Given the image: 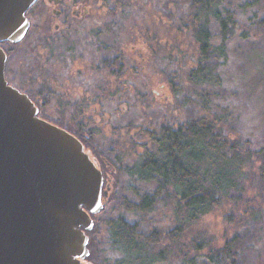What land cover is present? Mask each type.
<instances>
[{
    "label": "rangeland",
    "instance_id": "374dc122",
    "mask_svg": "<svg viewBox=\"0 0 264 264\" xmlns=\"http://www.w3.org/2000/svg\"><path fill=\"white\" fill-rule=\"evenodd\" d=\"M76 1L85 5L84 17L64 20L42 0L33 10L30 32L64 36H28L21 42L23 37L9 53L8 67L46 92L43 111L50 119L83 125L82 134L104 158L99 160L106 175L103 206L92 217L100 259L118 257L104 220L123 213V199L134 200L135 191L154 189L132 174L149 145L147 129L207 113L219 116L244 146L257 151L255 162L246 170L241 200L214 209L185 230L162 264H210L209 249L228 240L233 264H264V0L222 1L235 13L238 27L226 57L215 66L219 83L204 86L187 80L194 41L176 27L188 0ZM208 29L217 42L218 27L211 23ZM125 216L140 232L158 230L159 248L170 244L172 212L162 205L151 215ZM200 242L196 252L192 247Z\"/></svg>",
    "mask_w": 264,
    "mask_h": 264
},
{
    "label": "trees",
    "instance_id": "16d2710c",
    "mask_svg": "<svg viewBox=\"0 0 264 264\" xmlns=\"http://www.w3.org/2000/svg\"><path fill=\"white\" fill-rule=\"evenodd\" d=\"M222 1L188 0L185 13L176 24L178 31L190 34L194 41L195 58L186 72L190 84L219 83L215 66L219 65V59L226 57L227 43L238 27L235 13L224 7ZM260 22L264 25V18ZM211 23L218 27L217 42L208 29ZM180 88L178 85L174 91L179 92ZM147 135L149 145L132 174L138 181L153 183L154 189L142 194L135 191L134 200L123 199V213L104 220L110 244L118 254L114 260L100 259V243L93 229L86 231L89 253L85 261L88 263H165L171 253L170 246H176L185 230L214 209L241 200L246 170L254 164L257 151L244 146L219 116L204 113L184 121L163 123L147 129ZM159 205L172 212L174 224L170 244L163 249L159 248L158 230L140 232L139 224L125 216L151 215ZM231 246L228 240L217 249H209L210 264H233L235 253L231 252ZM201 247L200 242L192 248L197 252Z\"/></svg>",
    "mask_w": 264,
    "mask_h": 264
},
{
    "label": "water",
    "instance_id": "95a60500",
    "mask_svg": "<svg viewBox=\"0 0 264 264\" xmlns=\"http://www.w3.org/2000/svg\"><path fill=\"white\" fill-rule=\"evenodd\" d=\"M36 1L0 0V43L23 38ZM5 59L0 48V264H91L86 231L103 206L102 173L6 83Z\"/></svg>",
    "mask_w": 264,
    "mask_h": 264
},
{
    "label": "flooded vegetation",
    "instance_id": "af4514ba",
    "mask_svg": "<svg viewBox=\"0 0 264 264\" xmlns=\"http://www.w3.org/2000/svg\"><path fill=\"white\" fill-rule=\"evenodd\" d=\"M42 0H37L36 3L26 12L25 16L28 21V29L26 30L24 34V38L22 39L21 42L27 40L28 36H64L61 34L55 33L54 35L51 34H46V33H31L30 28L33 26L30 25L32 24V19L35 17V14H33V10L40 4ZM49 3L53 5L52 8V14L54 15L55 18H63L64 20H67L69 15L75 18L79 17H84V12H85V5L83 3L77 4L78 2L76 0H47ZM79 5V6H78ZM31 26V27H30ZM58 31V26H55V32ZM21 42H1L0 43V48L4 51L5 53V64H4V79L6 83L13 88L17 89L19 92L23 93L26 95L36 106L37 108V116L49 123H52L74 137H76L83 145L84 151L88 153L90 156L91 160L94 162V164L97 166V168L101 171L102 177H103V182H104V177L106 178L105 172L103 171V167L101 163L99 162L102 161L104 158L102 156H99L96 152V150L89 144V139L88 137H85L82 132L84 131V126L79 124H73V126H68L65 125L64 122L60 121V119L53 120V118H49L47 113H45L43 110V106L46 105L47 102V94L46 92L41 91L39 88L33 87L29 85L26 81L20 79L16 72L14 73L12 70H9V63H10V57L11 55L9 54L12 52V49L14 46L18 45ZM77 117V115H74ZM83 120V117L80 118ZM78 120V119H75ZM90 151L93 152L91 155ZM97 155V156H96ZM104 195V194H103Z\"/></svg>",
    "mask_w": 264,
    "mask_h": 264
}]
</instances>
